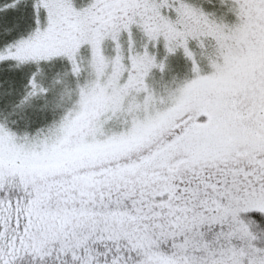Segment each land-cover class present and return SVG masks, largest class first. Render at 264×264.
<instances>
[{
  "label": "snow or ice",
  "instance_id": "6c2138e0",
  "mask_svg": "<svg viewBox=\"0 0 264 264\" xmlns=\"http://www.w3.org/2000/svg\"><path fill=\"white\" fill-rule=\"evenodd\" d=\"M0 264H264V0H0Z\"/></svg>",
  "mask_w": 264,
  "mask_h": 264
}]
</instances>
